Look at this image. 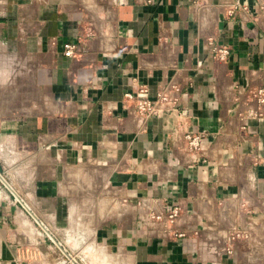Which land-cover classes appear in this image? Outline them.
I'll return each instance as SVG.
<instances>
[{
    "label": "crops",
    "instance_id": "0c3cea01",
    "mask_svg": "<svg viewBox=\"0 0 264 264\" xmlns=\"http://www.w3.org/2000/svg\"><path fill=\"white\" fill-rule=\"evenodd\" d=\"M260 87L264 0H0V264H264Z\"/></svg>",
    "mask_w": 264,
    "mask_h": 264
},
{
    "label": "built area",
    "instance_id": "2783aa9c",
    "mask_svg": "<svg viewBox=\"0 0 264 264\" xmlns=\"http://www.w3.org/2000/svg\"><path fill=\"white\" fill-rule=\"evenodd\" d=\"M84 37H85L84 35L80 34V36L77 38L75 42L64 43L63 44L64 56L68 58H75L77 55H79V53H81L84 49V47L82 46L83 44L82 40ZM212 51L216 60H224L228 56V49L226 47L214 46L212 48ZM251 94L255 98L258 105L264 104V87H260L254 91H251ZM125 98L126 99L124 101V104H127L128 101H132V104L127 105V109L129 110V113H131L138 119L139 118L145 119L147 117L157 114L160 106L163 103L169 101L167 93L165 92L159 93L155 99H150L147 96L146 89L142 87L139 88L134 95L127 93L125 95ZM261 115H262V111L260 107H256L255 109L251 110L249 113V116L251 117H259ZM185 139L187 140L188 144L191 147H197L200 140V136L187 133L185 134ZM1 180L4 182V179L2 177ZM178 213H179L178 207H173L164 214L151 212L150 217L154 221H161V222L165 221V223L166 222L172 223L177 217Z\"/></svg>",
    "mask_w": 264,
    "mask_h": 264
},
{
    "label": "water",
    "instance_id": "95a60500",
    "mask_svg": "<svg viewBox=\"0 0 264 264\" xmlns=\"http://www.w3.org/2000/svg\"><path fill=\"white\" fill-rule=\"evenodd\" d=\"M1 173H2V166L0 164V175H1ZM60 264H68V259L65 257H61L60 258Z\"/></svg>",
    "mask_w": 264,
    "mask_h": 264
},
{
    "label": "rangeland",
    "instance_id": "374dc122",
    "mask_svg": "<svg viewBox=\"0 0 264 264\" xmlns=\"http://www.w3.org/2000/svg\"><path fill=\"white\" fill-rule=\"evenodd\" d=\"M4 184V183H3ZM59 244V243H58ZM61 247V249H64V247H62V246H60ZM76 247V246H75ZM78 247V246H77ZM96 246H94V248H95ZM63 251V250H62ZM64 252V251H63ZM96 263H97V261H95Z\"/></svg>",
    "mask_w": 264,
    "mask_h": 264
},
{
    "label": "bare ground",
    "instance_id": "6f19581e",
    "mask_svg": "<svg viewBox=\"0 0 264 264\" xmlns=\"http://www.w3.org/2000/svg\"><path fill=\"white\" fill-rule=\"evenodd\" d=\"M73 211V210H72ZM90 235V234H89ZM83 236H85V235H83ZM81 237V236H80ZM89 245V244H88ZM89 247V246H88ZM93 248H94V246H93ZM101 248V247H100ZM93 252H95V251H93ZM97 252V251H96ZM107 253V252H106ZM108 254V253H107ZM110 254V253H109ZM92 255V254H91ZM106 255V254H105Z\"/></svg>",
    "mask_w": 264,
    "mask_h": 264
}]
</instances>
